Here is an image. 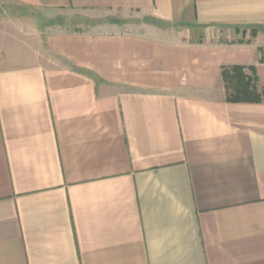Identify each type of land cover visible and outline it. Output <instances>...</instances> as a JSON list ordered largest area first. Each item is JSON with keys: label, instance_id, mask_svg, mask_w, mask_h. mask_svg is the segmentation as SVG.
I'll list each match as a JSON object with an SVG mask.
<instances>
[{"label": "crops", "instance_id": "0c3cea01", "mask_svg": "<svg viewBox=\"0 0 264 264\" xmlns=\"http://www.w3.org/2000/svg\"><path fill=\"white\" fill-rule=\"evenodd\" d=\"M0 264H264V0H0Z\"/></svg>", "mask_w": 264, "mask_h": 264}, {"label": "trees", "instance_id": "16d2710c", "mask_svg": "<svg viewBox=\"0 0 264 264\" xmlns=\"http://www.w3.org/2000/svg\"><path fill=\"white\" fill-rule=\"evenodd\" d=\"M221 69L230 101H260L253 79L246 75L244 66H224Z\"/></svg>", "mask_w": 264, "mask_h": 264}, {"label": "rangeland", "instance_id": "374dc122", "mask_svg": "<svg viewBox=\"0 0 264 264\" xmlns=\"http://www.w3.org/2000/svg\"><path fill=\"white\" fill-rule=\"evenodd\" d=\"M135 15L136 14H134V16ZM54 17L52 16L53 23L55 22L56 19ZM94 18H96V16H93L92 14L89 13L68 10V12H65L63 14V16L58 15L59 22L56 24V26H54V30L84 31V30H93V29H106V26L104 25H94L92 23L94 21ZM257 28H258L257 26L244 28V32L245 33L249 32V34L253 36L259 31V29Z\"/></svg>", "mask_w": 264, "mask_h": 264}]
</instances>
